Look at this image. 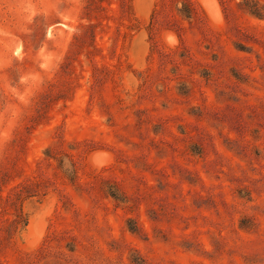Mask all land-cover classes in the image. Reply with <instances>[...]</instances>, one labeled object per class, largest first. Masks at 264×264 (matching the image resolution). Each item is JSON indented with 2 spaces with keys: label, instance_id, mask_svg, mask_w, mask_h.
Wrapping results in <instances>:
<instances>
[{
  "label": "rangeland",
  "instance_id": "rangeland-1",
  "mask_svg": "<svg viewBox=\"0 0 264 264\" xmlns=\"http://www.w3.org/2000/svg\"><path fill=\"white\" fill-rule=\"evenodd\" d=\"M0 264H264V0H0Z\"/></svg>",
  "mask_w": 264,
  "mask_h": 264
}]
</instances>
